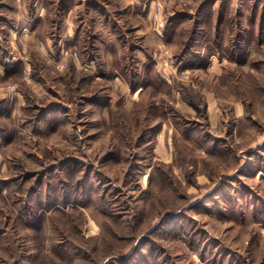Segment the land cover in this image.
Here are the masks:
<instances>
[{
  "label": "rangeland",
  "instance_id": "rangeland-1",
  "mask_svg": "<svg viewBox=\"0 0 264 264\" xmlns=\"http://www.w3.org/2000/svg\"><path fill=\"white\" fill-rule=\"evenodd\" d=\"M0 264H264V0H0Z\"/></svg>",
  "mask_w": 264,
  "mask_h": 264
},
{
  "label": "built area",
  "instance_id": "built-area-1",
  "mask_svg": "<svg viewBox=\"0 0 264 264\" xmlns=\"http://www.w3.org/2000/svg\"><path fill=\"white\" fill-rule=\"evenodd\" d=\"M160 14H161V6L157 5L156 13L153 15V21H154L156 28L158 30L163 28V22L160 19Z\"/></svg>",
  "mask_w": 264,
  "mask_h": 264
}]
</instances>
